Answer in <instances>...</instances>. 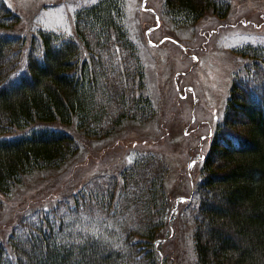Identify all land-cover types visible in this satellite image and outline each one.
I'll return each instance as SVG.
<instances>
[{
	"label": "trees",
	"instance_id": "trees-1",
	"mask_svg": "<svg viewBox=\"0 0 264 264\" xmlns=\"http://www.w3.org/2000/svg\"><path fill=\"white\" fill-rule=\"evenodd\" d=\"M228 4L163 0V11L188 24L207 11L222 17ZM74 20V36L40 29L25 48L26 38L10 32L19 15L0 0V194L78 153L75 133L98 140L155 115L148 46L124 1L98 0ZM240 52L251 61L232 81L195 185V264H264V51ZM165 172L151 153L140 154L118 174L23 214L0 241V264H162Z\"/></svg>",
	"mask_w": 264,
	"mask_h": 264
},
{
	"label": "rangeland",
	"instance_id": "rangeland-1",
	"mask_svg": "<svg viewBox=\"0 0 264 264\" xmlns=\"http://www.w3.org/2000/svg\"><path fill=\"white\" fill-rule=\"evenodd\" d=\"M4 1L20 17L10 32L24 36L28 48L40 29L74 36L76 11L98 0ZM123 1L129 22L148 46L143 56L154 117L98 140L75 133L78 153L58 168L24 176L9 194H0V241L23 214L50 207L90 179L118 174L138 155L151 153L166 167L164 185L171 200L169 236L159 248L162 264H195L192 212L201 162L232 81L251 61L241 49L252 45L264 51V0H228L222 17L207 11L188 24L174 22L163 11V0Z\"/></svg>",
	"mask_w": 264,
	"mask_h": 264
},
{
	"label": "snow or ice",
	"instance_id": "snow-or-ice-1",
	"mask_svg": "<svg viewBox=\"0 0 264 264\" xmlns=\"http://www.w3.org/2000/svg\"><path fill=\"white\" fill-rule=\"evenodd\" d=\"M181 199H184V198H181Z\"/></svg>",
	"mask_w": 264,
	"mask_h": 264
}]
</instances>
